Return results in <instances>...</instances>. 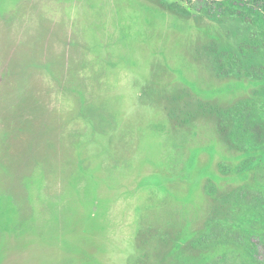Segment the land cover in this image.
Here are the masks:
<instances>
[{"label": "rangeland", "instance_id": "1", "mask_svg": "<svg viewBox=\"0 0 264 264\" xmlns=\"http://www.w3.org/2000/svg\"><path fill=\"white\" fill-rule=\"evenodd\" d=\"M204 2L0 0V264H254L264 50Z\"/></svg>", "mask_w": 264, "mask_h": 264}, {"label": "trees", "instance_id": "2", "mask_svg": "<svg viewBox=\"0 0 264 264\" xmlns=\"http://www.w3.org/2000/svg\"><path fill=\"white\" fill-rule=\"evenodd\" d=\"M199 2L202 9L206 7L204 0ZM213 2L219 14L227 13L231 17H237L252 29L251 40L247 45L249 50L258 48L264 50V0H213ZM225 236L243 246L254 264H264L263 235L228 231Z\"/></svg>", "mask_w": 264, "mask_h": 264}]
</instances>
